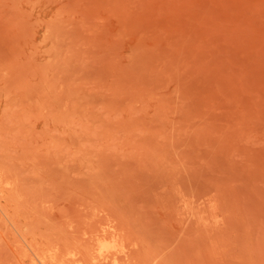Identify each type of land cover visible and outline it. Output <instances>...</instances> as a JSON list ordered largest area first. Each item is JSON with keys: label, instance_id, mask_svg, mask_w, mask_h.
I'll use <instances>...</instances> for the list:
<instances>
[{"label": "rangeland", "instance_id": "obj_1", "mask_svg": "<svg viewBox=\"0 0 264 264\" xmlns=\"http://www.w3.org/2000/svg\"><path fill=\"white\" fill-rule=\"evenodd\" d=\"M62 261L264 264V0H0V264Z\"/></svg>", "mask_w": 264, "mask_h": 264}, {"label": "bare ground", "instance_id": "obj_2", "mask_svg": "<svg viewBox=\"0 0 264 264\" xmlns=\"http://www.w3.org/2000/svg\"><path fill=\"white\" fill-rule=\"evenodd\" d=\"M56 255H57V254H56ZM54 256H55V253H54ZM108 256H109V255H108ZM115 257H116V256H115ZM116 258H117V257H116ZM106 259H107V258H106ZM54 260H57V259H55V257H54ZM52 261H53V260H52ZM52 261H51V262H52ZM62 263L65 264V262H63V261H62L61 263H58V264H62ZM50 264H51V263H50Z\"/></svg>", "mask_w": 264, "mask_h": 264}]
</instances>
